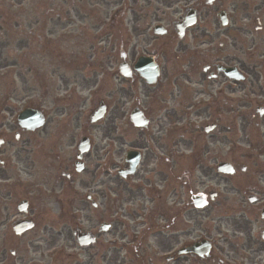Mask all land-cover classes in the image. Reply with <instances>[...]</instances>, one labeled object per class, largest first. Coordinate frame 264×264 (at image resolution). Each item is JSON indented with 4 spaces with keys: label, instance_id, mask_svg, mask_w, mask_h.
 Returning a JSON list of instances; mask_svg holds the SVG:
<instances>
[{
    "label": "flooded vegetation",
    "instance_id": "1",
    "mask_svg": "<svg viewBox=\"0 0 264 264\" xmlns=\"http://www.w3.org/2000/svg\"><path fill=\"white\" fill-rule=\"evenodd\" d=\"M83 1L20 0V25L16 15L0 12V38L5 34L13 38L11 43L0 42V90L3 84L6 90L0 95V230L7 235L0 243V264H262L264 0ZM127 26L136 34L139 47L130 62L127 44L109 41V30L117 27L121 33ZM49 56L61 61L63 71L53 73L60 71L63 90V105L57 111L72 109L66 120L49 116L45 102L22 109L15 105L18 60L39 85V79H47L43 72ZM81 57L82 69L66 70L72 66L69 61ZM142 57L163 73L154 85L138 74L128 78L121 72L123 63L130 70ZM244 58L257 60L262 67L245 69ZM182 60L188 63V74L172 70L176 67L172 62ZM221 66L238 69L242 81L229 80ZM66 71L83 72L81 83L72 85L76 78H68ZM181 78L197 82L204 90L189 92L178 83ZM174 86L182 89L178 100ZM100 106L105 119L93 125L92 114ZM215 108L226 113L216 119L229 134L224 156L216 150L208 152L214 143L203 134V118L188 122L180 117L212 113ZM254 108L257 114L250 120L247 112H241ZM30 109L44 119L41 128L30 130L18 122L22 112ZM134 114L144 126L134 125ZM171 116L174 121L166 123ZM81 119L84 132L76 142L63 129L74 121L76 130ZM255 119V127L249 129ZM236 121L242 124L238 127ZM66 139L74 153L61 159L57 145ZM84 140L88 152L80 157ZM225 162L231 173L221 176L218 165ZM86 172L91 180H79ZM16 176L20 186L13 184ZM60 179L69 185L78 182L89 193L77 197L72 213L66 211L67 227H59L61 200L55 191ZM206 181L228 184L231 191L232 200H226L225 207L230 204L234 211L227 218L226 234L219 225L213 226L220 220L210 222L206 214L205 222L197 223L202 226H191V184L203 198L199 188ZM16 188L26 194L16 201L27 202L22 215L18 209L13 215ZM24 220L35 229L42 225L43 233L36 237L42 247L32 253L18 250V240L31 233L16 235L15 223ZM83 234L88 238L83 239Z\"/></svg>",
    "mask_w": 264,
    "mask_h": 264
},
{
    "label": "rangeland",
    "instance_id": "2",
    "mask_svg": "<svg viewBox=\"0 0 264 264\" xmlns=\"http://www.w3.org/2000/svg\"><path fill=\"white\" fill-rule=\"evenodd\" d=\"M59 1L61 2L62 0H59ZM79 1L84 3L83 0H79ZM18 2H19V0H0V12L4 13L6 10H11V12H14L15 10H19L20 7H19ZM77 4H79V2H77ZM120 25H121V23H120ZM125 31L127 32L126 35H124V33H125L124 31H121V33H119L118 31L114 30L113 32L110 33L109 41H110V43L114 42L117 44L125 42V44H127L125 49H126V53L128 54V61L130 62V60L132 59L134 54L137 53L136 51L139 50V47H137L136 34L135 33L133 34V31H130L128 26H127V29L125 28ZM72 45H73V50H72V53H73V52H75L76 44L74 42H72ZM223 49H225V47ZM117 51H119V49H117ZM72 53H70V54H72ZM88 53L89 52H87V55H88ZM87 59H89V58H87ZM93 60L95 61V59H93ZM117 61L121 62L119 60V54L117 56ZM259 62H261V61H259ZM64 63H67V62H64ZM69 63L72 64V66L67 67L66 70H71L72 68L74 70H76L77 69L76 65H78L79 69H82L81 64L83 63V59L82 58L74 59V60L69 61ZM60 64H61V61L59 62L57 57L49 56V60L47 61V64H45V66H44L45 69L43 72V73H46L45 77L47 79L46 80L39 79V81H38L39 85H37L35 82L32 81L31 74L29 71H27V69H28L27 66L24 64H19V60H18L17 65L14 67L18 73L17 87H16V92H15L16 93L15 99L17 100V103L15 105L17 107L20 106V109H22L23 107L31 104V101H32L31 98L33 97V98H35L34 99L35 101L33 103H35L36 101L38 103L45 102L46 107H47L46 111H47L49 116L52 115L53 117H57L59 121H61L62 119L66 120L68 118V116L72 113V109L66 107V109H67L66 113L65 112L61 113L60 110L57 111V107L59 108L60 106L63 105V100H62V98H60V95H61L63 90H61V87H60L61 85H60V77H59V72L63 71V69L62 68L60 69ZM172 64H174V66H176V67L172 68V70H174L175 72L183 70V72L185 74H188V72H187L188 63L187 62L182 60V61H178V64L175 62H172ZM241 64L243 65V67L245 69L253 68L254 65H256L257 67H262V65H260V63H258L257 60L251 61V60H248L246 58H244L242 60ZM57 69L58 70L60 69V71L56 72V74L54 75L53 72ZM7 71H9V69H7ZM7 71L2 72V73L4 74ZM43 73H41L40 76ZM68 74H70V76L68 75L67 77L72 79L73 81H74V78H76V81L72 85H76V84L81 83L80 78H82V75H84L83 72L78 74V75H74L73 73H68ZM198 79H200V77H198ZM181 80L182 81H179L178 83L181 84L182 88H183V85L186 86V88L189 92H190V90H192V91H194V93H197V92H200L201 90H204V88H201V86L196 85L197 82H195L193 80L189 81V82L185 78H181ZM4 82H6V81L4 80ZM42 88H44L45 90H43ZM178 88H179V86H174L172 88V92L175 94L176 100L179 99V95L181 94V90H182L181 88H179V89ZM3 91H4V93L6 92L4 84L2 86V90H0V95ZM43 95H45V98L43 97ZM25 97H28V98L24 99ZM88 109L89 108H87V110ZM241 112L243 114L247 112V116L246 115L245 116L248 120H250L251 116H253V113L250 112V110L249 111L248 110H244V111L242 110ZM225 114H226L225 111H222V109L215 108L212 113L211 112H209V113L201 112V113H197L195 115L180 114V117L183 121H188V122L193 117L199 118L198 121H194V122H200V119L203 118V120H202L203 123L201 124V126L203 125V134H204L205 126L212 125L213 123H216L217 117L218 116L223 117ZM62 115H64V116L62 117ZM238 116H239V114H238ZM213 117H215V118H213ZM174 119H175V117L171 116L170 119H168V121H166V123L173 122ZM255 121H256V119L254 121H251L249 129L250 128L253 129L255 127ZM83 122H84V119L83 120L81 119L79 126L76 130L74 128L75 122L74 121L68 122V124L63 129L64 133L70 134L74 141L79 142V140H78L79 135L84 132ZM236 123H237L238 127H239V125L242 124L239 121H236ZM217 125H218V128L215 131H213V133H211L209 135L205 134L207 137L206 139L209 141V139L211 138L212 144L214 143L213 146H211L210 149H208V152L216 150L217 152H220L219 154L224 156L225 151H226L225 139L229 136V134H228L227 127L225 130L224 124L218 123ZM53 128H54V125H53ZM189 130L193 131L194 130L193 126H191V128H189ZM90 131H91V129H90ZM90 131H88V133H91ZM95 132H98V130ZM95 132H93V133H95ZM58 133L59 132L56 131V134H58ZM64 135L65 134H63L62 136H64ZM239 136H241V135H239ZM66 141H67V144H66ZM66 141H63V143L57 145V150L59 152V156L61 157V159H64V158L70 159L74 153V151L70 148L71 147L70 146L71 141L69 139H66ZM201 146L203 147V142L202 143L200 142L199 147H201ZM89 176L90 175H87V172H86V174L80 176L79 180H82L84 182L87 180H91V178ZM198 176L204 178L202 176V174H200V173H198ZM21 178H22V175H21ZM15 179H16V181L13 182V184L20 186L18 183L20 181V178L16 176ZM172 180H173V182H172L173 185H176L175 179L172 178ZM193 181H194V179H192V182ZM96 182H98V177L96 179ZM200 182L202 183L201 180H200ZM59 184H60V186L57 188L58 190L55 191L56 194L58 196H60L58 199L61 200L59 202L60 206L57 207V210H60L57 213L61 212V214L58 215L59 216V227H61V225H66V227H67V221H68L69 217L65 216L64 213L68 209L72 210V211H69V213H72L73 212V206L72 205L75 202V200L77 199V197L78 196H86L87 194L79 188L78 182H76V185H69V184H65L63 182V179H60ZM206 187H210L212 191H214L213 189L216 188L218 196H217L216 201L214 203L209 204L210 206L208 208H206L204 213L201 211H194L193 207H192V200H190L191 209L193 210L192 211L193 224L191 226H192V228L202 226V225L197 224V223L200 221L205 222V220H203V218L205 217L204 214H206L208 216L207 219L210 222L213 220H216V219L221 220V223H219V221H217L213 224V226L217 227L218 225H220L222 232H226V231H228V230H226L227 220H228L227 218H230L233 214V211H234V209H232V206L230 204H228L225 207L226 200H228V199L230 201L232 200V194H231V191H229L228 184L225 186L224 183H221L218 186L216 183L214 184L212 182L206 181L204 186L200 187L199 189L201 190V192H204V193L210 191ZM77 190L80 192L79 194H78V192L76 193ZM191 191L196 192V189L195 190L192 189V184H191L190 192ZM55 192H52L51 195L54 196L53 194ZM47 193H49V191H47ZM25 195L26 194L24 192L23 193L19 192V190L16 188L15 193L12 196V197H14L12 207H14V210H15L13 215H16V213H17V207H16L17 199L22 200L23 197H25ZM34 195H38V194L35 193ZM191 196L192 195H188V198L190 199ZM69 198H73V200H72L73 202L72 201L69 202ZM221 204H223L222 208H221ZM66 208H67V210H65ZM49 209H54V206L50 207ZM226 211H227V213H225ZM0 214H1V211H0ZM53 215L56 216L55 212H53ZM253 229L257 230L256 227H253ZM221 230L219 229V231H221ZM4 232L5 231L3 229L0 230V243L2 241H4V239L7 236V235H4ZM41 232L43 233L42 225H37L35 231L26 235L24 240H18L19 241L18 250L23 252V251H25V249H27L28 252L32 253L31 251L36 250V248H41L42 247L41 240L38 243L36 242V237H39ZM218 233L219 232L217 231V232H213L212 234L215 236ZM228 234H230V232ZM230 235H232V234H230ZM237 239H238V237H237ZM235 244L237 245L238 242ZM219 245L222 246V243L220 242ZM225 249H226V247H225ZM239 252H241L243 254L242 251L239 250ZM226 255H229V252H226ZM259 261H262V264H264V253H262Z\"/></svg>",
    "mask_w": 264,
    "mask_h": 264
},
{
    "label": "water",
    "instance_id": "3",
    "mask_svg": "<svg viewBox=\"0 0 264 264\" xmlns=\"http://www.w3.org/2000/svg\"><path fill=\"white\" fill-rule=\"evenodd\" d=\"M136 70L137 71H139V72H141V73H145L146 72V70L148 71V76H151V77H156V69H153V68H151V70L149 69V67H147L146 69H144V67H143V60H139V62H138V65H137V67H136ZM225 72H226V74L227 75H229L230 77H232L233 75H232V70L230 71V70H225ZM151 73V74H150ZM147 76V75H146ZM235 77V76H234ZM27 115V113H25L24 114V116H26ZM101 116H100V114H99V118H100ZM221 166H226V165H221ZM25 202H23V204H21V208L23 209L24 208V206H25ZM199 206V205H198ZM23 228L21 227V226H18L16 229H18V233H20L21 231H24L25 229H26V227H28L29 226V224H26V223H24L23 224Z\"/></svg>",
    "mask_w": 264,
    "mask_h": 264
}]
</instances>
